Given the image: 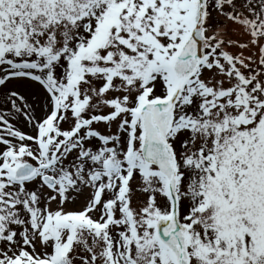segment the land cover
I'll use <instances>...</instances> for the list:
<instances>
[{
    "label": "snow or ice",
    "instance_id": "obj_1",
    "mask_svg": "<svg viewBox=\"0 0 264 264\" xmlns=\"http://www.w3.org/2000/svg\"><path fill=\"white\" fill-rule=\"evenodd\" d=\"M0 264H264V0H0Z\"/></svg>",
    "mask_w": 264,
    "mask_h": 264
}]
</instances>
